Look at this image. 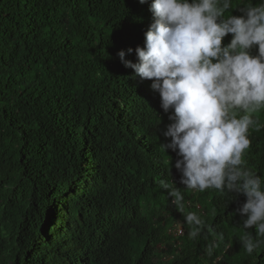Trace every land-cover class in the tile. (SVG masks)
Instances as JSON below:
<instances>
[{
  "label": "trees",
  "instance_id": "obj_1",
  "mask_svg": "<svg viewBox=\"0 0 264 264\" xmlns=\"http://www.w3.org/2000/svg\"><path fill=\"white\" fill-rule=\"evenodd\" d=\"M150 3L0 0V264H264V245L249 255L239 239L256 234L246 196L180 183L161 146L172 110L116 55L137 62ZM253 118L243 159L264 177V109Z\"/></svg>",
  "mask_w": 264,
  "mask_h": 264
},
{
  "label": "clouds",
  "instance_id": "obj_2",
  "mask_svg": "<svg viewBox=\"0 0 264 264\" xmlns=\"http://www.w3.org/2000/svg\"><path fill=\"white\" fill-rule=\"evenodd\" d=\"M236 6L232 10L240 15L229 14ZM149 7L153 20L144 46L135 48L137 62L125 59L124 50L116 55L141 80L152 81L165 113L172 110L171 123L162 131L171 139L161 146L179 157L174 166L180 183L199 192L246 196L238 211L247 216L243 228L254 227L256 234L244 231L239 239L252 255L264 245V177L247 167L243 156L251 145L249 128L260 127L253 114L264 109V0H151ZM228 34L232 38L225 44ZM162 186L171 189L175 203L183 201L179 190ZM185 219L195 239L204 222L194 212ZM183 230L176 224L172 228L174 235Z\"/></svg>",
  "mask_w": 264,
  "mask_h": 264
},
{
  "label": "rangeland",
  "instance_id": "obj_3",
  "mask_svg": "<svg viewBox=\"0 0 264 264\" xmlns=\"http://www.w3.org/2000/svg\"><path fill=\"white\" fill-rule=\"evenodd\" d=\"M176 225H181V226H182L183 223H178V222H177ZM171 229H172V228H171ZM170 232L174 235L173 231H170ZM184 233H185V231L183 230V234H184Z\"/></svg>",
  "mask_w": 264,
  "mask_h": 264
},
{
  "label": "built area",
  "instance_id": "obj_4",
  "mask_svg": "<svg viewBox=\"0 0 264 264\" xmlns=\"http://www.w3.org/2000/svg\"><path fill=\"white\" fill-rule=\"evenodd\" d=\"M181 231H182L181 228H178V232L181 233Z\"/></svg>",
  "mask_w": 264,
  "mask_h": 264
}]
</instances>
